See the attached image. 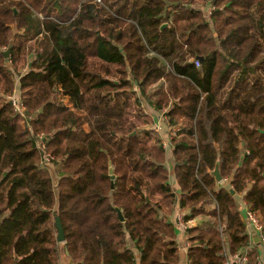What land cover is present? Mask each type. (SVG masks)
Wrapping results in <instances>:
<instances>
[{
  "label": "trees",
  "instance_id": "obj_1",
  "mask_svg": "<svg viewBox=\"0 0 264 264\" xmlns=\"http://www.w3.org/2000/svg\"><path fill=\"white\" fill-rule=\"evenodd\" d=\"M17 81L25 117L10 102ZM0 90V264H179L166 220L177 206L185 223L215 218L188 227L189 264H226L250 245L231 191L264 237V0H0ZM128 94L181 126L169 140L178 190Z\"/></svg>",
  "mask_w": 264,
  "mask_h": 264
},
{
  "label": "crops",
  "instance_id": "obj_2",
  "mask_svg": "<svg viewBox=\"0 0 264 264\" xmlns=\"http://www.w3.org/2000/svg\"><path fill=\"white\" fill-rule=\"evenodd\" d=\"M63 100L65 101L66 104L69 103V99L67 97H64ZM140 104H141V108L144 110L143 113L150 118V121H152L151 123L146 124L145 127L148 126L149 129H153V130H154V126L161 127L162 132L161 133L159 132L158 134L160 135L161 138L163 136L166 138V133L171 131V130L169 127H167V125L165 123L163 124V126H161V124L164 120L162 115L159 114L157 111H155L153 108H151L149 106L146 107V105H147L146 102H141ZM86 129L88 130L87 127H86ZM142 129L145 130L148 128H142ZM180 129H181V127H178V128L175 127L174 128L175 133L177 131H179ZM166 151H167L166 166H167V169H168L169 175H170V183L175 188V190H178L179 188H178L177 183L175 182V175H174V167H175L174 158H173L172 153L169 149H166ZM224 184L225 183L222 181V183H220L218 185H223L224 187H226ZM234 197L236 199L238 209H239L243 219L247 223L246 224V232H247V235L250 239V245H249L248 249L245 250V253L243 254V256L247 255V259H248L247 261L248 262H246L244 264H249V257L253 254H254V260H255L254 264H264V240H263V237H262L261 233L258 232L254 226L250 225L246 219L248 207L244 201V196L243 195H234ZM205 208L207 211H213L215 208V205L211 200H209L206 202ZM183 214H184L183 211H181V209H179V206H177L174 213L170 216H167L166 220H169L170 222L172 221V223H176L178 216L183 215ZM214 221H215L214 217L203 215V216H197V217L193 218L187 224H188V227H190V228H200L201 230H207L208 227L214 223ZM176 229H177L176 242H177L178 249H179V264H189V259H188L189 248L187 246L188 234L186 231H183V229H180L179 227H177ZM240 258L241 257H239L238 259H240ZM62 264H71L70 259L67 255L64 256ZM238 264H242V263L238 262Z\"/></svg>",
  "mask_w": 264,
  "mask_h": 264
},
{
  "label": "rangeland",
  "instance_id": "obj_3",
  "mask_svg": "<svg viewBox=\"0 0 264 264\" xmlns=\"http://www.w3.org/2000/svg\"><path fill=\"white\" fill-rule=\"evenodd\" d=\"M31 46H34V44L33 43H28V46L27 47H29V49H30V47ZM27 47L24 49V50H26L27 49ZM31 58V56L29 57V55H27V53L26 52H24V53H22V56H21V58H20V60L18 61V67H19V70H20V72H21V74H25L24 72H23V70L24 69H27V71H28V69H30V65H27L26 64V61L28 60V59H30ZM8 60V59H7ZM28 62V61H27ZM11 65V63L9 64V66ZM89 67H90V69L91 70H94V71H100V72H102V73H106V70L108 69L107 67V65H105V64H103L102 62H100V61H98V60H96V59H91L90 61H89ZM110 69V71H111V73L110 74H108V77L109 78H111V79H115V80H117V79H119L120 78V75L116 72V70L114 69V68H112V67H110L109 68ZM18 75V74H17ZM166 88V87H165ZM164 88V89H165ZM138 90V89H137ZM150 92H151V94H153V93H155V92H157V90H156V86H153V87H151L150 89ZM0 92H1V90H0ZM16 93L17 94H20V92H19V87H18V81H17V87H16ZM15 93V94H16ZM128 96L130 97V99L129 100H127V114L129 115V117L131 118V120L132 121H134L135 123H136V125L138 126V127H141V128H148L149 129V127L148 126H146L145 127V125H143L142 123H143V121H145L146 122V124H149V123H151L152 121H150V118L148 117V116H146L145 114H140L139 113V110H140V112L141 111H144L142 108H139L140 106H141V104L139 105L138 103H136V101H135V98L134 97H132L130 94H128ZM145 102V101H144ZM146 107H148V105H146ZM139 109V110H138ZM162 113H164L165 114V116L167 117V113H168V110L165 108V110L162 112ZM150 115V114H149ZM141 118V119H139V118ZM168 120V119H167ZM150 121V122H149ZM169 122V121H168ZM165 123V121L163 120V122H162V124H161V126H163V124ZM169 124V123H168ZM182 125V124H181ZM150 126V125H149ZM178 127H181V126H177L176 128H178ZM171 132L174 130V128L172 127L171 129ZM177 131V130H176ZM177 135V132L175 133V135L174 136H172V137H175ZM172 137H171V139H172ZM51 155V154H49V153H47V152H43V159H42V166L43 167H51L53 170H54V173H55V177H56V180H57V173H58V170L60 169V167H58V166H56V165H53V163H54V161H52L51 163H49L48 165H44L43 164V160H44V157H45V155ZM52 157V156H51ZM53 158V157H52ZM54 159V158H53ZM62 163V162H61ZM258 220L260 221V218L258 217ZM261 222V221H260ZM65 244V243H64ZM59 245H63V244H59ZM63 259H64V256L62 257V262H63Z\"/></svg>",
  "mask_w": 264,
  "mask_h": 264
},
{
  "label": "built area",
  "instance_id": "obj_4",
  "mask_svg": "<svg viewBox=\"0 0 264 264\" xmlns=\"http://www.w3.org/2000/svg\"><path fill=\"white\" fill-rule=\"evenodd\" d=\"M211 15V12L208 13V17H210ZM194 65L199 68L200 67V63L198 61H195L194 62ZM24 73L27 72V69H24L23 70ZM10 102L12 103L14 109H15V112L19 115V116H22V117H25V107H24V104L21 100V96L20 94H15L11 99H10ZM164 121H165V124L167 125V127H169L171 129V127L169 126L168 124V120H167V117L165 116L164 113L161 114ZM162 128L161 127H157V126H154V131L156 133H161L162 131ZM175 135V131L173 130L172 132L169 131L166 133V138L163 136L162 137V146L163 148L165 149H169V140L171 139L172 136ZM44 139V137L41 135L39 137V140L42 141ZM44 141V140H43ZM41 148L44 149L45 146H44V143L41 145ZM52 161H54V159L51 157V155H45L44 157V160H43V164L46 166L48 165L49 163H51ZM246 219L247 221L249 222L250 225L254 226L255 229L261 233H263V224L258 220V217L255 213L253 212H250L248 211L247 214H246ZM177 224H178V227L180 229H183V231H188V224L184 222V219H183V215H180L178 216L177 218ZM263 237V235H262ZM263 240H264V237H263ZM188 248L190 247V243L188 242L187 244ZM238 260V262H241L242 264L246 263L247 262V257H241L240 259L236 258ZM226 264H231V261H229L228 263Z\"/></svg>",
  "mask_w": 264,
  "mask_h": 264
},
{
  "label": "water",
  "instance_id": "obj_5",
  "mask_svg": "<svg viewBox=\"0 0 264 264\" xmlns=\"http://www.w3.org/2000/svg\"><path fill=\"white\" fill-rule=\"evenodd\" d=\"M3 55H4L5 59H8L9 51L5 52ZM133 135H135V133ZM112 173H113V171L110 170V174H112ZM211 175L215 178L217 184L222 183L223 179L221 177L219 164L216 166L215 170L213 172H211ZM231 194L235 195L233 191H231ZM118 212H119L120 219L123 221L121 212L120 211H118ZM54 227H55V230H56L57 243L58 244H64L65 241H66L65 234H64V230H63V227H62V223H61L60 217H58V216L54 220ZM16 260H18V259L16 258ZM231 264H238V261L237 260H233V261H231Z\"/></svg>",
  "mask_w": 264,
  "mask_h": 264
}]
</instances>
